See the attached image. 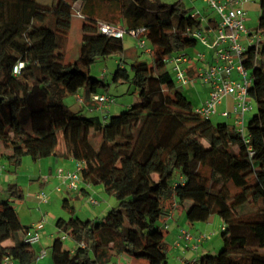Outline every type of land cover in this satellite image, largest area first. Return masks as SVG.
<instances>
[{
    "label": "trees",
    "instance_id": "obj_1",
    "mask_svg": "<svg viewBox=\"0 0 264 264\" xmlns=\"http://www.w3.org/2000/svg\"><path fill=\"white\" fill-rule=\"evenodd\" d=\"M75 3L81 44L78 58L65 65ZM258 5L261 40L256 52L242 55L255 112L239 133L197 115L165 68L171 55L196 46L187 30L215 29V16L204 25L183 1L0 0V143L8 172L15 174L26 157L75 159L85 165L83 184L101 186L117 203L104 216L83 220L73 201L63 199L69 217L58 218L55 227L74 248L54 238L51 264H109L120 255L168 264L161 225L173 205L189 227L213 216L222 222V248L197 264H264V0ZM98 22L144 29L153 58L152 66L115 72L139 100L102 117L74 113L65 103L79 91L85 101L106 86L89 75L96 60H122L123 39L99 34ZM6 193H0V264L6 258L33 264L37 254L22 246L32 228L20 223L14 207L23 191L13 184Z\"/></svg>",
    "mask_w": 264,
    "mask_h": 264
},
{
    "label": "built area",
    "instance_id": "obj_2",
    "mask_svg": "<svg viewBox=\"0 0 264 264\" xmlns=\"http://www.w3.org/2000/svg\"><path fill=\"white\" fill-rule=\"evenodd\" d=\"M217 19V27L214 29L206 25V19L197 11L192 14L206 25L201 30H187L190 36L196 39L197 43L205 48L203 52H195L192 57L187 51H180L171 55L165 62L172 65V79L178 87H188L195 82H199L208 88L207 97L196 107L194 112L202 118H212L219 114L222 118L233 115V126L237 132L243 133L246 124V115L253 111V100L250 98L248 90L252 84L248 71L242 66V55L250 48L258 49L261 36L255 29L250 31L246 26L247 16L242 8V3L253 0H202ZM74 11L79 16L80 3L73 5ZM98 33L107 37L123 39L129 36L137 43V47L145 54L150 55V46L142 37L144 29L126 30L122 26L110 27L102 23L97 25ZM21 67V65H19ZM18 68L15 69V72ZM78 103H83V97L77 93L75 95ZM230 98L232 106L230 110L219 112L223 102ZM90 101L98 104L103 111L114 103V99L104 95L94 94L90 96ZM85 165L75 159L68 160L67 168L56 170L55 179L58 181L56 193L63 191L77 192L83 185L82 173ZM0 165V172L3 170ZM62 187L64 189H62ZM36 198L40 203L48 202L46 193H38ZM87 201L91 205H96L94 198L88 197ZM175 205H173L174 209ZM168 212L171 218L172 210ZM164 223V228L168 225ZM43 221H40L29 233L23 236L22 246H32L39 242V231L43 228ZM210 236L205 233L193 234L189 229L182 228L176 235L175 243H185L186 247L197 250ZM67 240L66 236L62 237ZM190 244V246H188ZM46 252L41 251L39 258L42 259ZM200 259H196L194 264ZM11 261L6 258L3 264Z\"/></svg>",
    "mask_w": 264,
    "mask_h": 264
},
{
    "label": "rangeland",
    "instance_id": "obj_3",
    "mask_svg": "<svg viewBox=\"0 0 264 264\" xmlns=\"http://www.w3.org/2000/svg\"><path fill=\"white\" fill-rule=\"evenodd\" d=\"M50 1L51 0H37L38 3L50 2ZM160 1L167 3V4H171V3H176L179 1H183V0H160ZM188 1H189V3H188ZM185 3H186V5L192 4V6H194V8L192 9L193 14H196L198 11L199 13L200 12L203 14L207 13L208 15H211L212 17L214 16L213 12L208 9L207 5L205 3H203L202 0H198L196 2H191L190 0H186ZM189 5H187V6H189ZM248 18L249 19L246 23V26L251 31H254L257 27V24H258V15L255 12H250L248 15ZM98 23H101V22H98ZM81 28H82V20H81L80 16H78L77 14H74L73 20H72L70 37H69V43H68V47H67L66 55H65V61H64L65 65L73 63L78 58L79 46L81 44V36H82ZM123 42H124L125 52H124V55L122 57V60L118 59V58H113V57L108 58V59H98L89 68V75L91 77L96 78L98 80H102L106 84L105 87L99 88L97 93L103 94L104 96L110 97V98L115 100V103L111 104L109 106L108 110L106 108L103 111V114L107 115V116H111L114 114H120L121 112L126 111L128 109V107H130L132 104H134L135 102H137L139 100L138 92L135 91L133 89V87H129V85L127 83H123L122 81H120V79L117 76H115V72L118 71L121 64L122 63L126 64L127 67H129L132 64H137V63H146L149 66L153 65V58L151 57V55L143 53V51L137 47V43L134 39L130 38L129 36H125L123 38ZM148 45H149V43L147 42V46ZM204 50H205V48L197 43L194 48L187 50V52L190 55V57H192L195 52H203ZM120 60L122 63L120 62ZM165 68L170 74H172V65L170 63H166ZM172 85H175V84L172 83ZM198 85H201V84L199 83ZM190 86H192V85H190ZM190 86L180 87V88H181V91L186 96V98L191 102V104H193L192 107L194 108L195 106H198V105H195V102H197V99L195 97L202 98L203 94H202L201 88L199 87V89H197L198 92H196L197 94L196 95L194 94V98H193V95H191L192 90L190 91V89L192 87H190ZM81 96L83 97L82 92H81ZM70 101L74 102L73 96L68 97L65 100V103L67 106H69ZM87 101H88V99H85V101H84L85 105H86ZM254 112H255V103H253V111L249 112L246 115V121H247L248 117L251 116ZM94 115L95 114H93V116ZM211 121L213 123L224 122L228 125H233L231 118H222L218 115L213 116L211 118ZM97 141L98 140H95L94 143L96 144ZM27 159H28L27 160L28 162H26L23 166H21V167H23V169H26V167L30 165L27 163L32 164V160L29 157ZM32 168L34 169V172H36V170H37L36 167H32ZM63 168L65 169L64 165H62V169ZM57 169H59V167ZM35 176H38V175H35ZM22 179L23 178H21L20 181H22ZM36 181L37 182L32 183V186H30V187H28V186L26 187V185H24L23 188L20 187L23 191V194L27 195V194L31 193L33 195L34 194L36 195L37 193L43 192V193L50 195V193H54L52 197L55 199V202H53L51 207H48L46 205H40L37 200H35L33 197L28 196L29 198L25 197L22 201H20L19 203H16L15 204V205H17L16 207H18V209H19L22 205L25 204V202L27 204L29 202H31V203H35V205L38 204L40 206V208L44 211L49 212V210H53V211L57 212V217H63L65 219H68L69 216L67 215V212L62 208V197H65V196H63L62 194H59V193H55V189L58 187L57 180L55 181V183H54V181L51 180L48 184L43 185L42 190L40 189V186L38 184V180H36ZM62 189H64V188L62 187ZM96 198L99 199L98 200V203L100 202L99 206L98 205L91 206L87 203L86 204L84 203V205H85V207H87V209L89 211H94V210L98 211L99 210L98 212H100V210L102 209L103 216L105 214H107L112 208H114L117 205L114 198L108 196L107 194H102L101 196H100V194H96ZM74 202H76V203H74ZM74 202H73V205L75 206L76 210H78L79 201H74ZM16 212L18 214V211H16ZM79 216L83 220H85L87 218V216H85L84 214H79ZM175 216H176V214L174 215V217ZM179 217H180L179 223H182V224L186 223L185 217H184V212L182 210L179 211ZM173 222H174L173 220L170 222L167 221L166 224L169 227L168 229L164 228V224L161 225L162 232L165 233V236H166L165 241H166V243H168L170 245L175 243V237L171 234V229H170V227L172 229L175 227V224ZM209 223L210 224L197 223L195 225H196L197 229H201L202 233H205V234L210 236L206 240L205 243H207V242L211 243V244L213 243L211 245V254H216L222 248V239H221V226H222V224H221V220L218 216H213ZM50 224H51L50 225L51 227L49 226V230H50L49 234L52 232L53 234H55L56 237H63L64 236V233L62 231L56 229L53 222H51ZM183 226L186 229H188V227H189V226L187 227V225H185V224ZM44 227H45V225H44ZM39 235L41 236V242L40 243H42V244L43 243H52L54 238H56V237H49L48 235L44 236V235H42V231H41V233H39ZM73 245H74V242L71 241L70 239H67L64 241V248H66V249H70L71 247H73ZM202 245L203 244H201V246ZM30 247H31V249L34 248L33 246H30ZM44 249L46 250L47 255L44 259H40V262L42 264H51L50 251L48 248H44ZM132 264H147V263L144 260H134ZM171 264H173V263H171Z\"/></svg>",
    "mask_w": 264,
    "mask_h": 264
},
{
    "label": "crops",
    "instance_id": "obj_4",
    "mask_svg": "<svg viewBox=\"0 0 264 264\" xmlns=\"http://www.w3.org/2000/svg\"><path fill=\"white\" fill-rule=\"evenodd\" d=\"M185 1L186 0H183L184 3H185ZM190 1L196 2L198 0H190ZM188 3H189V1H188ZM185 5H186V3H185ZM187 5H189V4H187ZM241 6L246 12L247 21L249 19L248 15L250 12H255L259 16L258 0H253L251 2H244V3H242ZM187 7L190 9L194 8V6H192V4H190ZM200 15L202 17H204L206 19V21L210 17H212L211 15H208L207 13H204V14L201 13ZM247 21H246V23H247ZM125 67H126V64H123V63L120 66L121 69L125 68ZM198 84H199L198 82H195L192 86H190V87H192L190 89V91L192 90L191 95H193V98H194V94L195 95L197 94L196 92H198L197 89H199V87L201 88V91L203 94L202 98L195 97L197 99V102H195V105H199L207 97V93H208V88L206 86L198 85ZM78 93H79V95H81V91H79ZM98 95H103V94H98ZM73 100H74V102L70 101L69 107L74 113H82L86 116H93V114H95L94 116H101L102 117V115H104V114H102L101 107L98 104L91 102L90 98L88 99L86 105L84 104L85 103L84 101H83V103H78L76 101L75 96H73ZM231 106H232V100L230 98H227L223 102L221 107L219 108V112H222L224 110H230ZM108 108H109V106L107 107V110H108ZM217 115L220 116L219 114H217ZM217 115H215V116H217ZM228 118H231L232 122L234 123L235 117L233 115H230ZM245 120H246V118H245ZM5 152L7 153V151L3 149V147L0 143V165H2L4 167L3 170L0 172V193L3 194L4 197L7 196V193H6L7 186L13 185V184H15L16 186L22 187V188L24 187V185H26V187L27 186L30 187V186H32V183H36L37 182L36 180H38V184L40 186V189L42 190L43 185L48 184L51 180L54 181V183H55V181H56L55 173H56V170L58 167L62 168V165H64L65 168L68 167L67 166L68 160L61 161V160H55L53 158H45V159H40L36 162L32 161V164L27 163L30 165L27 166L26 169H23V167H21V169L18 170L15 174H10L7 170L5 161L1 158V155ZM27 158L28 157L24 158L22 166L26 162H28ZM32 167H36V169H37L36 172H34V169ZM35 175H38V176H35ZM21 178L24 179V180L22 179L23 182L20 181ZM37 194L36 195L35 194L33 195L31 193H29L27 195L25 194L24 198L30 196V197H33L35 200L38 201V199L36 198ZM53 194L54 193H50V195L47 194L48 195V202L47 203H40L39 201H38V203L40 205H46L48 207H51L53 202H55V199L52 197ZM59 194H62L66 198H69L70 201H73V202L79 201L78 210H76L75 206L73 205L75 208V215L77 217L80 218L79 214H84L85 216H87L86 219H93V218L103 216L102 209L100 210V212H98L99 210L98 211H95V210L89 211L87 209V207H85V205H84V203L89 204L87 201L88 197L94 198L97 202L96 205H98V206L100 205V202L98 203L99 199L96 198V194H100V196L102 194H105V192L101 186L90 187V186L83 184L81 186L80 190L77 192L63 191ZM65 197H62V201H63V199H66ZM74 203H76V202H74ZM89 205H91V204H89ZM96 205H91V206H96ZM16 206L17 205L14 204L15 210L18 211V214H17L18 219L23 226H29L33 229L38 223H40V221H43L44 222L43 228L39 231V233H41V231H42V235H44V236L48 235L49 237H56L55 234H53L52 232L49 234V231H50L49 226L51 225L50 224L51 222H53L54 226H55V221L58 218H63V217H57V212H55L53 210H49V212L44 211L40 208V206L38 204L35 205V203H31V202H29L28 204L25 202V204L22 205L19 209ZM179 211H181V210L173 209L172 214H171V218L170 219L167 218V220H166L169 222L172 220L174 221L173 223L175 224V227L173 229L170 227L171 234L174 237H176V235L179 233L180 229L184 228V226H183L184 224L187 225L186 223H184V224L179 223V218H180L179 217ZM175 214H176V216L174 217ZM63 219H65V218H63ZM210 220L207 222V224H210L209 223ZM221 224H222V222H221ZM44 225H45V227H44ZM187 227H188V225H187ZM221 228H222V226H221ZM32 229H31V231H32ZM188 229L195 235L202 233L201 229L196 228V225H194L193 227H188ZM175 241H176V239H175ZM40 242H41V236H40L39 242L35 245H32L34 247L33 249H31L30 246L25 247V249H27L31 252H35L38 256L36 262H34L33 264H42L40 262V258H39L40 252L41 251L46 252V250L44 248H49L52 244V243H43L42 244ZM205 242L202 243L203 245L201 247L199 246L200 248L198 247L197 250H193L190 247H186L185 243H180L178 246H176V243H173L172 245L167 243V245L169 247L168 264H171V263H173V264H184L185 262H188L189 264H194V261L196 259H199L201 256L206 255V254H211V245L213 243L211 244V243H208V242L205 243ZM188 246H190V244ZM73 248H74V245H73V247H71L68 250H72ZM46 255H47V252L42 259H44L46 257ZM132 263H133V261L129 256L120 255L117 258H115L113 260V262H111L109 264H132ZM9 264H17V263L16 262H10Z\"/></svg>",
    "mask_w": 264,
    "mask_h": 264
}]
</instances>
